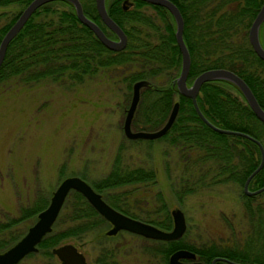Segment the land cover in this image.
<instances>
[{"label":"trees","instance_id":"trees-1","mask_svg":"<svg viewBox=\"0 0 264 264\" xmlns=\"http://www.w3.org/2000/svg\"><path fill=\"white\" fill-rule=\"evenodd\" d=\"M29 1L0 0V5L16 2L24 7ZM171 1L183 17L182 34L190 54L187 84L205 69L227 68L245 80L264 108V59L256 54L248 39L249 27L263 0ZM80 2L85 15L96 21L109 37L116 38L102 23L95 0ZM105 2L108 14L127 36L123 48L113 50L105 46L79 20L70 1L52 0L36 8L8 43L0 64V83L14 79L26 86L44 81L74 86L103 76L124 86L126 95L131 97L133 82L148 79L150 85L140 90L132 119L134 125L149 130L160 127L173 103L179 102L174 122L158 137L178 152L181 166L172 190L182 200L203 187L238 184L242 187L239 200L243 216L238 229L232 217L221 213L229 233L217 239L190 241L185 232L172 240L142 236L146 243L140 247V252L147 258L146 264H169L170 254L178 248L195 252L196 259L205 264H211L216 256L247 264H264V190L257 194H247L243 190L245 179L260 161L259 146L246 136L210 127L197 113L192 99L178 91L174 79L180 71L181 52L175 37V21L166 7L145 0H132L130 6H125L123 0ZM147 5L152 11L144 10ZM20 11L0 26V39ZM196 100L202 114L212 124L248 133L264 146V122L255 115L236 85L225 79L205 81ZM121 160L122 153L117 154L109 172L90 184L104 193L105 201L116 209L170 229L172 216L161 192L155 193L153 207L141 217L126 201L130 192L113 190L127 185L132 192L142 187L146 191L147 186L155 182L152 168L130 166ZM263 185L264 164L250 179L248 187L253 190ZM64 207L69 210L65 214L69 225L47 233L38 243L37 251L44 249L42 253L51 255V248L60 241L76 239L93 229L103 234L110 225L77 190L69 191ZM36 211L25 210L19 217L0 221V251L17 237L14 225ZM216 264L230 263L216 260Z\"/></svg>","mask_w":264,"mask_h":264},{"label":"rangeland","instance_id":"rangeland-1","mask_svg":"<svg viewBox=\"0 0 264 264\" xmlns=\"http://www.w3.org/2000/svg\"><path fill=\"white\" fill-rule=\"evenodd\" d=\"M123 1L130 6L132 0ZM22 7L16 2L0 5V26ZM143 8L152 11L148 5ZM260 39L264 45V22ZM126 93L124 86L103 76L74 86L51 81L26 86L14 79L0 83V221L39 209L14 225L17 237L11 243L36 220L64 177L78 175L89 183L97 182L120 153L121 163L155 171V182L146 191L142 187L132 192L127 185L113 189L130 192L126 201L138 216H145L154 205L155 193L161 192L170 214L176 207L183 211L190 241L226 237L229 231L221 213L232 217L240 229L242 187L219 183L180 200L171 188L181 166L177 149L164 139L129 138L124 134L122 125L130 101ZM131 128L141 129L133 123ZM64 203L52 229L69 225L65 216L69 210L63 208ZM110 226L103 234L93 229L57 245L73 242L89 264H146L147 258L140 252L146 243L142 236L124 230L108 234ZM41 250L27 254L17 264H61L54 254Z\"/></svg>","mask_w":264,"mask_h":264},{"label":"water","instance_id":"water-1","mask_svg":"<svg viewBox=\"0 0 264 264\" xmlns=\"http://www.w3.org/2000/svg\"><path fill=\"white\" fill-rule=\"evenodd\" d=\"M52 0H30L20 11L14 22L4 32L0 39V64L3 60L6 48L10 40L21 29L29 16L40 5ZM72 3L75 13L79 20L88 26L97 38L108 48L119 50L123 48L127 41V36L120 25L108 14L106 9V0H95L97 12L105 26L113 31L116 38L109 37L102 28L91 18L85 15L80 0H68ZM149 3L159 4L166 7L172 14L175 21V37L181 52V67L179 74L174 79V83L181 94L192 99L193 105L202 118L213 129L229 134H240L252 139L257 143L260 149V161L245 179L243 190L247 194H257L264 190V185L249 189L250 179L259 171L264 164V146L255 137L248 133L226 129L212 124L201 112L196 96L203 82L214 79H225L237 86L243 94L246 102L255 113V115L264 122V108L258 103L253 91L245 80L234 71L223 68H208L198 73L191 84H187V75L190 68V54L183 39V17L177 5L171 0H145ZM125 6L128 3L124 1ZM264 21V0L253 18L248 30V39L256 54L264 59V46L260 40V26ZM150 81L142 78L135 80L132 84L131 97L126 109L123 131L129 138L155 139L165 134L174 122L179 108V102L176 100L168 114L165 122L156 129H139L131 128L132 119L136 111L140 90L144 86H149ZM79 191L94 209L103 216L110 224L107 230L108 234H115L119 230H126L138 235L154 239L172 240L180 238L186 230V221L183 211L176 207L171 210L173 225L170 229H163L154 224L145 222L139 218L132 217L107 203L101 194L96 191L84 178L78 175H69L64 177L53 190L48 204L37 213L36 220L27 228V230L14 243L0 251V264H17L27 254L38 250V243L41 239L52 230L54 221L66 199L70 190ZM51 252L60 260L61 264H89L85 255L78 250L73 242L61 243L51 248ZM216 260H224L230 264H247L228 258L216 256L212 259L211 264H216ZM169 264H205L203 261L196 259L195 252L187 248H178L169 256Z\"/></svg>","mask_w":264,"mask_h":264},{"label":"bare ground","instance_id":"bare-ground-1","mask_svg":"<svg viewBox=\"0 0 264 264\" xmlns=\"http://www.w3.org/2000/svg\"><path fill=\"white\" fill-rule=\"evenodd\" d=\"M90 18V17H89ZM97 23V22H96ZM103 23V22H102ZM98 24V23H97ZM104 24V23H103ZM99 25V24H98ZM105 25V24H104ZM100 26V25H99ZM101 27V26H100ZM102 28V27H101ZM103 30V29H102ZM104 31V30H103ZM89 183V182H88ZM90 184V183H89ZM91 185V184H90ZM92 186V185H91ZM93 187V186H92ZM94 188V187H93ZM95 189V188H94ZM97 191V190H96ZM100 193V192H99ZM101 194V193H100ZM108 203V202H107ZM146 222V221H145ZM152 224V223H151ZM156 226V225H155ZM218 262V261H217Z\"/></svg>","mask_w":264,"mask_h":264},{"label":"flooded vegetation","instance_id":"flooded-vegetation-1","mask_svg":"<svg viewBox=\"0 0 264 264\" xmlns=\"http://www.w3.org/2000/svg\"><path fill=\"white\" fill-rule=\"evenodd\" d=\"M131 216V215H130ZM133 217V216H132ZM135 218H137V217H135ZM140 219V218H139ZM142 220V219H141ZM144 221V220H143ZM111 225V224H110ZM124 231H126V230H124ZM127 232H129V231H127ZM135 234V233H134ZM138 235V234H137ZM142 236V235H141Z\"/></svg>","mask_w":264,"mask_h":264}]
</instances>
